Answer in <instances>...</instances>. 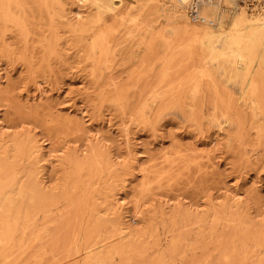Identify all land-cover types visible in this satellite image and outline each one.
I'll return each mask as SVG.
<instances>
[{"label":"rangeland","instance_id":"rangeland-1","mask_svg":"<svg viewBox=\"0 0 264 264\" xmlns=\"http://www.w3.org/2000/svg\"><path fill=\"white\" fill-rule=\"evenodd\" d=\"M174 4L0 0V264H264V68Z\"/></svg>","mask_w":264,"mask_h":264},{"label":"bare ground","instance_id":"bare-ground-1","mask_svg":"<svg viewBox=\"0 0 264 264\" xmlns=\"http://www.w3.org/2000/svg\"><path fill=\"white\" fill-rule=\"evenodd\" d=\"M222 1L176 0L174 9L177 13H181L179 18L183 19L177 35L181 36L187 33L188 37L189 35L198 36L201 55L205 63L215 57H220L219 68L222 69L227 80L236 81L246 77L247 81L251 83L255 79L256 68L258 66L264 68V48H262L264 44V5H260L256 28L249 25V19L243 12L245 9L242 12L234 9L229 24L231 29L229 26L225 27L227 17L225 11L222 12ZM192 11H195L194 15H191ZM194 22H201L205 30L196 34L193 29ZM261 36L263 37L261 38ZM250 41L254 44L260 43V45L256 47L249 44ZM187 67L188 65L185 64L182 68L183 73L188 72ZM227 93L230 94V92Z\"/></svg>","mask_w":264,"mask_h":264},{"label":"built area","instance_id":"built-area-1","mask_svg":"<svg viewBox=\"0 0 264 264\" xmlns=\"http://www.w3.org/2000/svg\"><path fill=\"white\" fill-rule=\"evenodd\" d=\"M194 14H195V11H192V12H191V15H194Z\"/></svg>","mask_w":264,"mask_h":264}]
</instances>
